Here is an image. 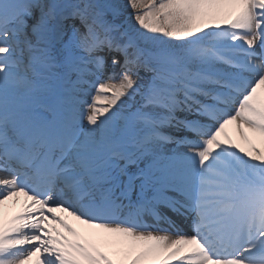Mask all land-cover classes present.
<instances>
[{
    "label": "snow or ice",
    "instance_id": "snow-or-ice-1",
    "mask_svg": "<svg viewBox=\"0 0 264 264\" xmlns=\"http://www.w3.org/2000/svg\"><path fill=\"white\" fill-rule=\"evenodd\" d=\"M258 144L264 0H0V264H264Z\"/></svg>",
    "mask_w": 264,
    "mask_h": 264
},
{
    "label": "bare ground",
    "instance_id": "bare-ground-1",
    "mask_svg": "<svg viewBox=\"0 0 264 264\" xmlns=\"http://www.w3.org/2000/svg\"><path fill=\"white\" fill-rule=\"evenodd\" d=\"M117 2L120 3V4H125V3H126V0H117ZM125 15H130V10H126V11H125ZM110 70H111V69H110ZM110 70H109V71H110ZM116 72L118 73V71H116ZM107 74H108V73L106 72L105 75H107ZM141 75H144V73L141 74ZM229 127H231V126H229ZM231 129H232V128H231ZM228 131H229V134L233 136V140H234V142H236V143H240V141H239L238 138L236 137V134H235L234 128H233L232 130H229V129H228ZM241 146H245V147H246V145H241ZM258 146L264 147V145H259V144H258ZM11 207H12V204L9 203V202H6V211L8 212V214L10 213V212H9V211H10L9 208H11ZM69 221L75 223V221H72L71 218H69ZM76 228H77L79 231H85V229H83V226H81V225H79V224L76 226ZM173 264H177V263H175V261H173Z\"/></svg>",
    "mask_w": 264,
    "mask_h": 264
}]
</instances>
